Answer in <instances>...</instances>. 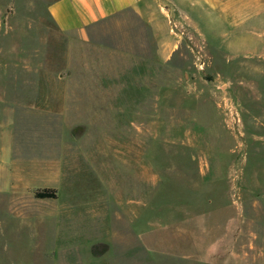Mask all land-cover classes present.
<instances>
[{
	"label": "rangeland",
	"instance_id": "374dc122",
	"mask_svg": "<svg viewBox=\"0 0 264 264\" xmlns=\"http://www.w3.org/2000/svg\"><path fill=\"white\" fill-rule=\"evenodd\" d=\"M52 1L0 0V69L15 60L19 87L24 56L62 51ZM190 3L159 110L79 145L110 153L112 201L73 208L83 219L47 244L2 240L0 264H264V0Z\"/></svg>",
	"mask_w": 264,
	"mask_h": 264
},
{
	"label": "crops",
	"instance_id": "0c3cea01",
	"mask_svg": "<svg viewBox=\"0 0 264 264\" xmlns=\"http://www.w3.org/2000/svg\"><path fill=\"white\" fill-rule=\"evenodd\" d=\"M189 3H50V20L64 39L62 51L49 58L44 44L38 61L23 57L27 81L22 85L29 78L30 87H19L15 60L0 69V244L8 247L10 242L1 241L25 237L47 244L52 233L83 219L72 215L73 208L112 201L113 186L101 175L110 153L81 151L79 145L119 142L114 138L119 128L142 127L144 111L159 110L160 95L176 82L173 72L161 75V70L175 64L174 50L182 40L181 32H171V23L188 20ZM95 180L99 186L91 189ZM37 190H53L56 197L36 198Z\"/></svg>",
	"mask_w": 264,
	"mask_h": 264
},
{
	"label": "trees",
	"instance_id": "16d2710c",
	"mask_svg": "<svg viewBox=\"0 0 264 264\" xmlns=\"http://www.w3.org/2000/svg\"><path fill=\"white\" fill-rule=\"evenodd\" d=\"M34 195L39 199H53L56 197L55 191L53 190H37Z\"/></svg>",
	"mask_w": 264,
	"mask_h": 264
},
{
	"label": "built area",
	"instance_id": "2783aa9c",
	"mask_svg": "<svg viewBox=\"0 0 264 264\" xmlns=\"http://www.w3.org/2000/svg\"><path fill=\"white\" fill-rule=\"evenodd\" d=\"M171 31H173V26L171 28ZM203 65H200V68L202 69ZM232 111V109H230Z\"/></svg>",
	"mask_w": 264,
	"mask_h": 264
}]
</instances>
